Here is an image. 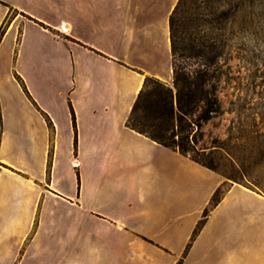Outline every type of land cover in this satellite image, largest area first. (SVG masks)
Listing matches in <instances>:
<instances>
[{
  "label": "crops",
  "instance_id": "obj_1",
  "mask_svg": "<svg viewBox=\"0 0 264 264\" xmlns=\"http://www.w3.org/2000/svg\"><path fill=\"white\" fill-rule=\"evenodd\" d=\"M178 1L0 0V264H264V194L127 124Z\"/></svg>",
  "mask_w": 264,
  "mask_h": 264
},
{
  "label": "rangeland",
  "instance_id": "obj_2",
  "mask_svg": "<svg viewBox=\"0 0 264 264\" xmlns=\"http://www.w3.org/2000/svg\"><path fill=\"white\" fill-rule=\"evenodd\" d=\"M176 34V64L196 70L210 57L219 78L222 112L197 147L227 183L264 194V0H185Z\"/></svg>",
  "mask_w": 264,
  "mask_h": 264
},
{
  "label": "trees",
  "instance_id": "obj_3",
  "mask_svg": "<svg viewBox=\"0 0 264 264\" xmlns=\"http://www.w3.org/2000/svg\"><path fill=\"white\" fill-rule=\"evenodd\" d=\"M183 5L185 0H179L170 18L173 86L160 79L147 77L127 124L161 145L178 150L216 171L212 161L204 157V149H200L197 145L203 123L222 112V105L217 95L219 78L211 72L213 62L210 57L200 63L196 70H191L186 65H177L175 62L178 52L176 16ZM2 32L3 29L0 30V36ZM187 57H191V54ZM223 193L224 189L220 187L215 192L210 207L217 204ZM210 207L205 209L194 236L209 214Z\"/></svg>",
  "mask_w": 264,
  "mask_h": 264
},
{
  "label": "bare ground",
  "instance_id": "obj_4",
  "mask_svg": "<svg viewBox=\"0 0 264 264\" xmlns=\"http://www.w3.org/2000/svg\"><path fill=\"white\" fill-rule=\"evenodd\" d=\"M64 31V30H63ZM66 32V31H65ZM76 162H78V161H76ZM75 165V164H74Z\"/></svg>",
  "mask_w": 264,
  "mask_h": 264
}]
</instances>
